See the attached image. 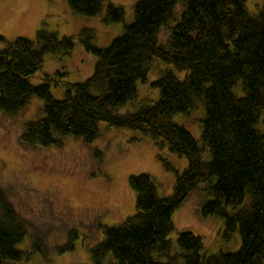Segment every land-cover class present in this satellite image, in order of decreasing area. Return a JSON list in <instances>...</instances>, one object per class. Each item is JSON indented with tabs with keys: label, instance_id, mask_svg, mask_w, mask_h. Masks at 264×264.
Returning a JSON list of instances; mask_svg holds the SVG:
<instances>
[{
	"label": "trees",
	"instance_id": "trees-1",
	"mask_svg": "<svg viewBox=\"0 0 264 264\" xmlns=\"http://www.w3.org/2000/svg\"><path fill=\"white\" fill-rule=\"evenodd\" d=\"M67 1L75 12L95 16L106 0ZM246 3L136 0L129 23L125 8L109 3L104 22H124V30L99 47L94 30L83 29L84 46L96 56L95 68L82 82H66L63 98L52 93L55 76L47 74L39 84L30 76L42 67L47 53H70L73 36L59 37L41 28L36 39L18 36L0 50V112L17 114L33 96L44 101V115L25 124L24 143L61 145L67 134L91 142L100 135V121H106L163 138L173 152L188 159V166L177 172L170 196L159 193L148 173L129 177L136 212L122 223L101 225L104 238L91 250L92 264H264V9L256 15ZM163 29L170 31L166 42L160 38ZM153 57L185 76L164 70L152 82L159 89L156 102L119 114V107L137 98V83L147 81ZM239 82L241 94L234 89ZM199 99L205 103L201 141L173 119L177 113H189ZM201 182L210 195L202 214L222 218L226 240L239 231L237 250L205 254L202 238L186 230L177 237L180 252L173 253L168 238L172 214ZM27 235L26 224L0 185V264L23 262L32 252L46 255L39 239L32 252L21 247ZM76 237L73 229L57 249H74Z\"/></svg>",
	"mask_w": 264,
	"mask_h": 264
},
{
	"label": "rangeland",
	"instance_id": "rangeland-1",
	"mask_svg": "<svg viewBox=\"0 0 264 264\" xmlns=\"http://www.w3.org/2000/svg\"><path fill=\"white\" fill-rule=\"evenodd\" d=\"M135 1L106 0L100 14L86 16L75 12L67 0H0V35L5 38L0 40V50L18 36L36 39L41 28L59 37L73 36L75 46L70 53H47L42 67L30 76L33 84L42 83L47 74L55 76L52 93L63 98L66 82H82L95 68L96 56L84 46L83 29L94 30L97 46L108 45L124 30V22H104L108 4L123 6L125 23H129ZM246 4L256 15L264 9V0H247ZM169 34V29H163L161 40L166 42ZM167 69L181 78L186 74L153 57L147 81L137 83V98L119 107L117 112L133 113L156 102L159 89L152 82ZM57 72L62 75L56 76ZM234 89L241 94V82ZM43 105L40 97L33 96L17 114L0 112V185L27 226L28 235L21 247L32 252L35 240L39 239L47 249L46 255L32 252L29 259L17 264H92L91 250L104 238L101 225L122 223L136 212V192L129 185V177L148 173L159 193L170 196L177 172L188 166V159L173 152L163 138L155 139L140 130L119 128L106 121H100V135L91 142L67 134L62 137L61 145L26 144L22 140L25 124L44 115ZM204 116L205 103L199 99L189 113H177L173 119L201 141ZM260 128L264 130V113ZM203 158H210L208 148ZM209 198L205 183L201 182L174 210L173 229L168 235L173 253L180 252L177 237L186 230L202 238L205 254L235 251L240 247L238 230L226 240L221 233L222 218L202 214V205ZM249 201L248 196L246 203ZM73 229L77 231L74 249L60 252L57 248L67 243Z\"/></svg>",
	"mask_w": 264,
	"mask_h": 264
}]
</instances>
